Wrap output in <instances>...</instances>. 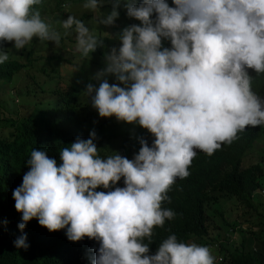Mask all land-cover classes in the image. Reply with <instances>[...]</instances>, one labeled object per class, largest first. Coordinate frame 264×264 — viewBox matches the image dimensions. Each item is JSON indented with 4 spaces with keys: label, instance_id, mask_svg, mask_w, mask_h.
<instances>
[{
    "label": "clouds",
    "instance_id": "clouds-1",
    "mask_svg": "<svg viewBox=\"0 0 264 264\" xmlns=\"http://www.w3.org/2000/svg\"><path fill=\"white\" fill-rule=\"evenodd\" d=\"M48 1L0 0V64L20 62L33 40L58 47L61 33L44 21L52 16L76 49L62 56L49 45L37 59L64 78L52 92L19 76L23 70L0 78V126L19 131L13 145L0 142V200L21 214L22 232L36 219L54 234L44 252L15 233L14 253L34 264L219 262L215 246L216 259L193 239L178 241L172 231L180 216L168 193L201 152L211 157L224 144L264 140V0H125L139 24L108 46L83 17L62 20L68 4L82 2L53 9ZM105 2L83 7L95 12ZM120 2L112 0L100 24L114 25ZM85 62L88 71L79 67ZM219 213L234 238L225 222H239L240 208Z\"/></svg>",
    "mask_w": 264,
    "mask_h": 264
},
{
    "label": "trees",
    "instance_id": "trees-1",
    "mask_svg": "<svg viewBox=\"0 0 264 264\" xmlns=\"http://www.w3.org/2000/svg\"><path fill=\"white\" fill-rule=\"evenodd\" d=\"M63 2H86V0H51L48 6L56 9ZM138 3L139 0H136ZM125 0H121L118 8L119 17L113 26H105L97 22L95 25L101 31L103 42L106 46L112 42L110 38L117 35L129 25L139 21L127 16L124 6ZM100 10L105 11V15L112 10V0H106ZM94 16V12L86 14ZM166 47V42H164ZM105 47H100L102 49ZM110 51V49H108ZM16 57V56H14ZM91 63L85 62L80 65V69L87 70ZM27 64L18 61L4 62L0 64V78L7 77V74L16 75L20 70L27 69ZM9 70V71H8ZM71 73H68L69 77ZM92 83H96L92 81ZM0 79V87H2ZM81 88L85 89L83 84ZM98 86V85H97ZM260 138V137H258ZM255 137L242 140L237 146L224 144L211 157L202 153V160L191 163L189 167L190 175L182 179L179 185L171 189L168 193L172 210L179 214L180 219L176 222L173 234L179 242L187 244L189 239L202 246H215V251L222 254L219 262L214 264H264V199L257 195V190L264 186V170L262 164L264 155L259 152L256 146ZM258 155L259 160H252L245 165L246 160H251L252 156ZM198 155L193 160H197ZM216 192H223L225 195H215ZM233 199L237 207L240 208V221L234 226L233 222H225L231 231L235 232L234 238L223 226L222 229L210 235V225L208 223V211L217 209L224 199ZM21 222V214L11 209L6 203L0 200V264H34L33 258L23 259L18 253H14L15 246L13 234L18 233L27 236L31 249L40 248L46 252L54 241V234L41 227L36 219L28 222L23 232L18 224ZM181 225V229L178 227ZM242 225H246L242 227ZM215 228V226H214ZM162 228L154 229L155 235L152 243L157 242L158 232ZM167 231L164 233V235ZM228 233V234H226ZM233 241L231 242V240ZM157 246L152 248L155 254Z\"/></svg>",
    "mask_w": 264,
    "mask_h": 264
},
{
    "label": "rangeland",
    "instance_id": "rangeland-1",
    "mask_svg": "<svg viewBox=\"0 0 264 264\" xmlns=\"http://www.w3.org/2000/svg\"><path fill=\"white\" fill-rule=\"evenodd\" d=\"M84 3L82 2L79 5H70L68 4V7H65L64 15L62 20H66L69 15L75 16L77 19L80 17H83V22L85 25L90 29V31L96 35L98 38L101 36V31L98 29V27L95 25L94 18L99 23V20L105 15L104 10H98L94 12V16H87L86 14H90L93 11L87 10L83 7ZM46 23H49L52 25L53 29L61 33V42L60 45L57 47L54 42H41V41H32L31 44L27 45L24 50H22L19 60L20 62L27 64L28 68L22 71V74H19V76H22L23 78L31 79L32 81L36 82L38 85V89L46 92H52L54 88L58 87L64 78L56 71H43L40 66L37 63V59L41 55V53L44 51V48H46L49 45L54 46V48L57 51V54H61L62 56L66 55L71 49L73 51H76V49L72 48L67 40L68 36L63 35V28L61 27L60 23H57L55 20V17H49L44 19ZM111 42H114L115 45H117L116 41L117 35H113L110 38ZM4 52L8 54L9 57L12 56L13 51V43H6L4 44ZM59 61V57L57 56L53 60V65H57ZM80 83V81H78ZM53 96L48 97V103H52ZM81 104L83 106H87L90 104V100L87 95L84 96V98L81 101ZM23 107H27V104H21ZM50 116V112L48 114ZM19 136V131L17 126H0V142L5 145H13L14 140H17ZM256 146L259 147V152L264 155V140L257 141ZM252 160H259L258 155L255 154V156L251 157V160H246L245 165H248V163ZM262 168L264 170V163L262 164ZM257 195L264 199V194L260 192V189L257 190ZM215 195H225L223 192H216ZM235 203L233 200L224 201L217 206L215 210H212L210 212L209 217V223H210V230L209 234L214 235L218 231L220 233H223L224 231L222 229L217 230L216 226H220L222 224V216L219 212L222 213L223 216L231 215L235 216ZM237 222V220H234ZM215 226V228H214ZM246 226V225H245ZM233 239L231 240V242ZM193 244V243H192ZM197 244V243H196ZM199 245V244H197ZM202 246V245H199ZM211 251V254L216 259V252L214 251V247H208Z\"/></svg>",
    "mask_w": 264,
    "mask_h": 264
}]
</instances>
